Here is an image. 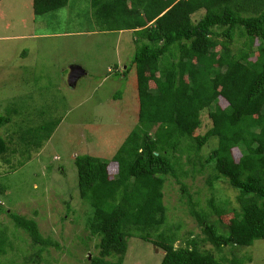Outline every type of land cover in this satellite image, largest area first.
I'll return each instance as SVG.
<instances>
[{
    "label": "trees",
    "instance_id": "obj_1",
    "mask_svg": "<svg viewBox=\"0 0 264 264\" xmlns=\"http://www.w3.org/2000/svg\"><path fill=\"white\" fill-rule=\"evenodd\" d=\"M32 2L34 12L42 14L68 0ZM91 5L103 31L132 33L135 53L120 70L124 76L135 73L138 112L112 157H74L76 191L90 212L85 228L99 238L88 264H123L130 238L161 248L159 264H227L201 245L220 251L264 239V0H91ZM200 10L204 13L194 21ZM238 38L244 40L234 47ZM203 111L211 126L201 134ZM58 121L41 125L39 131L47 130L42 136L32 127L24 129V120L13 122L17 128L0 135V167L12 163L10 154L23 157L19 164L28 161L32 154L21 144L37 151ZM7 123L12 125L9 112L0 116V129ZM207 145L213 147L204 159ZM184 163H199V170L209 165V186L214 189L222 180L239 190L240 209L213 198L207 201L209 210L200 207L182 180ZM169 176L187 194L200 234L179 235L181 222L168 224L164 188ZM5 191L0 181V196ZM1 214L40 246L35 260L46 246L58 247L33 218L7 210L0 200ZM177 237L183 246L174 245ZM8 246L0 228V256Z\"/></svg>",
    "mask_w": 264,
    "mask_h": 264
},
{
    "label": "rangeland",
    "instance_id": "obj_2",
    "mask_svg": "<svg viewBox=\"0 0 264 264\" xmlns=\"http://www.w3.org/2000/svg\"><path fill=\"white\" fill-rule=\"evenodd\" d=\"M93 12L91 0H68L65 6L42 14L34 12L32 0L0 1V116L9 112L12 118V125H3L0 135L17 128L13 122L24 120V129L32 127L42 136L47 130L39 131L41 125L49 127L59 120L40 150L31 147L30 151L31 144H21L22 151L27 149L32 154L28 161L19 164L23 157L10 154L12 163L0 167V181L6 187L0 196L2 204L7 210L33 218L42 235L57 242L58 247L46 246L35 260L33 254L40 246H33L28 234L16 229L8 215L1 214L0 228L5 229L10 246L0 256V264H88L98 251L99 238L85 228L90 212L76 191L74 157H112L136 124L138 97L134 71L124 76L120 70L135 53L131 31H103ZM203 13L200 10L192 15L193 20ZM243 40L236 39L234 47H240ZM74 66L85 72L75 86L69 81ZM201 121L203 134L211 126L207 111L201 113ZM212 147L207 145L201 151L204 159ZM234 156H239L237 150ZM199 168V163L183 165L187 175L182 180L192 199H199V206L206 210L212 198L239 210V190L222 180L213 189L207 183L210 166ZM187 200V194L169 176L164 188L168 224L180 221L179 235L188 230L200 234ZM230 214L223 222L227 223ZM215 217H210V223ZM225 230L226 226L222 228ZM177 238L174 245L183 246L182 239ZM201 248L211 250L227 264H264V239L250 246H223L220 251L209 243ZM163 254L159 247L130 238L123 264H159Z\"/></svg>",
    "mask_w": 264,
    "mask_h": 264
},
{
    "label": "crops",
    "instance_id": "obj_3",
    "mask_svg": "<svg viewBox=\"0 0 264 264\" xmlns=\"http://www.w3.org/2000/svg\"><path fill=\"white\" fill-rule=\"evenodd\" d=\"M119 32H120V31H119ZM74 67H78V66H74ZM82 73L85 74L84 70L79 68V74H78L77 78H78ZM70 77H71V75H69V81H70V83H71V84H74V83L77 84L78 79L76 78L75 81H74V80H71ZM75 84H74V86H75ZM56 126H57V125H56ZM54 129H55V128H54ZM54 129H53V131H54ZM53 131L51 132V134L49 135V137H45L46 139H44V140L42 141V144H41L42 146H43L44 142H46V141L51 137ZM42 146H41V147H42ZM40 149H41V148H40ZM40 149H38V150H40Z\"/></svg>",
    "mask_w": 264,
    "mask_h": 264
},
{
    "label": "flooded vegetation",
    "instance_id": "obj_4",
    "mask_svg": "<svg viewBox=\"0 0 264 264\" xmlns=\"http://www.w3.org/2000/svg\"><path fill=\"white\" fill-rule=\"evenodd\" d=\"M78 74H79V68L74 67V68L71 70V72H70V75H71L70 78L75 77V79H76ZM75 79H74V80H75Z\"/></svg>",
    "mask_w": 264,
    "mask_h": 264
}]
</instances>
